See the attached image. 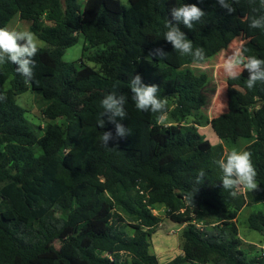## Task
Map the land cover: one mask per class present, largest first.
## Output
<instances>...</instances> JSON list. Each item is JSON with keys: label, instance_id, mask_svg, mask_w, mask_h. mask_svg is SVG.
Wrapping results in <instances>:
<instances>
[{"label": "trees", "instance_id": "obj_1", "mask_svg": "<svg viewBox=\"0 0 264 264\" xmlns=\"http://www.w3.org/2000/svg\"><path fill=\"white\" fill-rule=\"evenodd\" d=\"M130 2L0 0V28L17 16L50 45L38 48L30 81L13 64H0V264H161L151 251L162 222L156 204L183 226L182 252L163 264H264V249L245 248L236 224L247 197L264 198V83L247 89L245 70L232 80L241 89L227 111L208 118L202 90L209 76L191 67L241 35L237 1L229 14L216 0H185L205 11L193 29L180 27L206 58L195 62L173 49L179 66L155 51L171 8L184 0ZM250 15L264 16L261 0ZM81 36L84 51L103 47L88 56L94 66L62 59ZM244 49L264 59V31ZM137 74L159 87L165 112L136 109L128 84ZM29 88L44 101L38 128L15 99ZM112 91L127 99L122 123L131 134L105 147L100 137L115 128L99 127L100 101ZM205 125L226 143L247 142L256 189L232 197L222 188L220 173L210 168ZM205 214L226 218L203 228L196 217ZM248 224L264 234V211H253Z\"/></svg>", "mask_w": 264, "mask_h": 264}, {"label": "clouds", "instance_id": "obj_2", "mask_svg": "<svg viewBox=\"0 0 264 264\" xmlns=\"http://www.w3.org/2000/svg\"><path fill=\"white\" fill-rule=\"evenodd\" d=\"M235 0H216V3L227 10L229 14L234 11L232 7ZM264 3V0H261ZM205 11L195 3H180L171 8V19L164 24L162 37L181 56H190L195 62H204L205 53L201 48L193 47L192 41L187 37L180 25L193 29L194 24L200 22ZM249 29L264 31V16L251 17L248 20ZM38 44L34 35L28 30L0 28V64L9 62L15 66V71L25 80H32L34 76V57L38 52ZM246 49L236 50L230 54L223 63V72L229 80H238L245 70L248 73L245 81L246 88L251 90L257 83H264V59L255 56H246ZM155 54L164 58L168 54L163 49H157ZM131 98L138 111L162 114L166 111L167 101L158 95L159 87L155 84H146L142 76L132 75L128 84ZM127 99L124 95L112 91L100 101L98 125L104 128L106 124L114 125L115 132L104 131L100 137L101 143L109 147L113 139L124 138L130 135L128 128L122 121L127 117ZM220 173L222 188L232 197L239 194L240 189L254 190L257 188V173L252 165L250 154L247 151L232 150L213 162ZM204 177L201 171L199 178Z\"/></svg>", "mask_w": 264, "mask_h": 264}, {"label": "rangeland", "instance_id": "obj_3", "mask_svg": "<svg viewBox=\"0 0 264 264\" xmlns=\"http://www.w3.org/2000/svg\"><path fill=\"white\" fill-rule=\"evenodd\" d=\"M85 0H79L81 4H84ZM125 5H130V0H120ZM240 10L239 23L241 26V35L236 38L233 44L224 51H221L217 55L213 56L207 62L202 64H192L191 67L196 71L206 72L209 76V80L202 90V94L205 98L206 104L202 108L203 114L207 115L208 118H214L221 113L227 111L228 101L233 92L239 91L241 88L236 85L232 80H229L223 72V63L227 57L236 50H241L243 43L246 41H255L258 36V29H249L248 20L251 18L250 7L255 0H236ZM30 21L21 20L19 17L14 16L9 22L7 28L17 30H28L29 31ZM34 35L35 41L38 44V48H48L49 43ZM85 39L83 36L79 38V41L70 47H67L62 55V59L66 63H80L83 60L86 64L94 66L93 61L88 60L89 55L95 54L97 51L103 49V47L92 48L84 51ZM157 45L160 49H163L167 60L171 63L179 66V63L174 56V51L171 44L167 43L162 37L157 41ZM5 85L4 87H7ZM16 102L26 109V117L33 124V126H44L45 119L42 115V107L44 101L38 98L31 88L27 91L16 95ZM201 132L213 145V154L210 159V168L213 174L218 175L219 171L213 163L215 160L221 158L225 153L232 150L243 151L247 142L244 139L238 140L235 143H226L217 137L210 125L200 127ZM247 189H240L239 192L244 194ZM250 205L245 207L237 217L236 224L238 226L239 237L243 241V246L249 248L250 244L255 245L254 251H261L264 249V234L253 230L249 227L248 217L255 210L264 211V198L256 195L247 197ZM165 207L163 204H156L154 206V214L162 218V222L158 227L157 231L152 235L151 238V251L155 253L161 264L169 261L176 255L180 254L181 251V233L183 226L179 223L174 222L170 218L166 217ZM196 221L199 226L209 228L215 222H221L226 218L225 214H221L217 217L210 215L197 216ZM253 252V250L251 251Z\"/></svg>", "mask_w": 264, "mask_h": 264}]
</instances>
